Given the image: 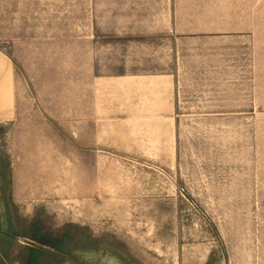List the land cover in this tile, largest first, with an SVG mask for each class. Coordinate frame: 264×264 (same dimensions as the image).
Returning <instances> with one entry per match:
<instances>
[{
  "label": "crops",
  "instance_id": "crops-1",
  "mask_svg": "<svg viewBox=\"0 0 264 264\" xmlns=\"http://www.w3.org/2000/svg\"><path fill=\"white\" fill-rule=\"evenodd\" d=\"M234 1L73 0L69 50L0 48V123H38L15 185L58 213H137L175 200L181 153L189 196L213 195L191 199L264 201V17Z\"/></svg>",
  "mask_w": 264,
  "mask_h": 264
},
{
  "label": "rangeland",
  "instance_id": "rangeland-1",
  "mask_svg": "<svg viewBox=\"0 0 264 264\" xmlns=\"http://www.w3.org/2000/svg\"><path fill=\"white\" fill-rule=\"evenodd\" d=\"M72 1L2 0L0 48L20 54L57 34L58 50H69ZM247 1L254 3L255 17H264V0ZM31 124L38 127L0 123V264H105V257L123 264H165L166 257L175 264L184 258V264H264V201L191 199L213 197L189 196L184 185L183 164H198L199 155L176 154L174 201L123 203L137 213H102L106 203L99 202L95 213L75 216L58 213L54 202L33 199L30 188L15 185L14 178L20 174L21 184L23 154L38 144L37 137L29 138ZM135 238L152 249H138Z\"/></svg>",
  "mask_w": 264,
  "mask_h": 264
}]
</instances>
